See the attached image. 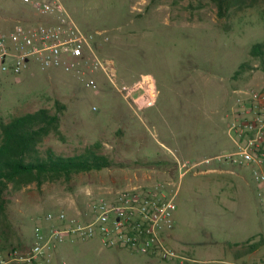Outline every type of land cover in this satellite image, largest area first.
<instances>
[{
  "label": "rangeland",
  "instance_id": "rangeland-1",
  "mask_svg": "<svg viewBox=\"0 0 264 264\" xmlns=\"http://www.w3.org/2000/svg\"><path fill=\"white\" fill-rule=\"evenodd\" d=\"M61 2L80 29L100 33L98 55L114 64L118 88L103 71L93 74L98 88L91 89L75 73L42 70L36 63L20 75L0 70V122L42 108L59 111L62 139L52 135L45 147L72 156L100 143L103 154L128 168L10 191V242L29 248L49 211L79 216L97 198L111 199L133 188L162 190L176 203L170 247L195 255L198 264H264V210L257 185L249 176L195 174L206 165L180 177L176 164L221 155L233 134L228 126L237 109L233 90L264 91V64L250 56L255 43H264V5L220 19L209 0ZM28 15L36 13L23 0H0V30L26 24ZM243 63L246 67L236 74ZM148 77L156 99L139 108L125 99L120 86ZM166 162L172 164L152 166ZM212 164L222 162L215 158ZM246 226L255 232L251 243L260 244L257 250L242 241ZM63 263L171 264L129 248L107 247L99 238L67 240L50 262Z\"/></svg>",
  "mask_w": 264,
  "mask_h": 264
},
{
  "label": "built area",
  "instance_id": "built-area-1",
  "mask_svg": "<svg viewBox=\"0 0 264 264\" xmlns=\"http://www.w3.org/2000/svg\"><path fill=\"white\" fill-rule=\"evenodd\" d=\"M35 19L17 22L11 30H0V70L20 75L36 63L42 70L53 68L75 73L97 89L93 74L103 71L118 88L116 68L98 55V34L85 32L75 23L61 0H23ZM120 92L133 105L143 108L155 102V84L144 78ZM237 109L229 128L237 138L233 152L195 163L177 162L180 173L210 166L216 158L234 166L252 167V179L264 210V91H238ZM94 110H96L94 108ZM176 203L165 191L128 189L111 199L92 200L79 216L49 211L34 230V242L24 251L0 254V264H50L67 240L99 238L107 247L129 248L173 264H197L190 255L168 246L166 233L174 228ZM67 264V263H63Z\"/></svg>",
  "mask_w": 264,
  "mask_h": 264
},
{
  "label": "trees",
  "instance_id": "trees-1",
  "mask_svg": "<svg viewBox=\"0 0 264 264\" xmlns=\"http://www.w3.org/2000/svg\"><path fill=\"white\" fill-rule=\"evenodd\" d=\"M217 9L220 19L227 17L231 11H244L264 5V0H209ZM250 56L264 64V43H255ZM246 63L241 64V70ZM58 104V109H64ZM60 112L52 113L47 108L39 109L0 122V254L10 251H24L22 245L10 242L11 225L8 217V193L19 191L31 184L37 187L49 180H71L74 175L101 171L112 167L128 168L126 164L115 163L101 152V144L95 143L81 153L72 156L57 154L45 141L54 135L62 139ZM172 163H155L152 166L166 167ZM251 251L260 244L248 242ZM238 246V244L236 245ZM198 264V263H197Z\"/></svg>",
  "mask_w": 264,
  "mask_h": 264
},
{
  "label": "crops",
  "instance_id": "crops-1",
  "mask_svg": "<svg viewBox=\"0 0 264 264\" xmlns=\"http://www.w3.org/2000/svg\"><path fill=\"white\" fill-rule=\"evenodd\" d=\"M27 17L26 19H35L34 16H31V15H28V16H25ZM237 90H233V93L237 95ZM230 122H228V126H229ZM231 137V136H230ZM225 149H223V153L222 154H225V153H230V152H233L235 149H236V145H237V138L232 134V137L229 138L228 142L226 143L225 142ZM187 156H189V154L187 153L186 154ZM213 156H207L205 158H202L199 160L196 159V158H193L192 160L194 161H202L204 159H207V158H212ZM170 160V159H169ZM177 164V162H176ZM213 164H211L210 166H207L206 169L198 172L196 171L195 174H210V173H217V174H231V175H236V176H239V177H243V178H246L247 176H249L250 180L253 182V179H252V167L249 166V165H242V166H234V165H231L230 163H225V162H222V164H219L217 166H212ZM227 166H229L230 168H228ZM168 175L167 173H165V171L162 172V175ZM185 175L184 174H181L180 173V177H183ZM248 178V177H247ZM247 206H248V203H247ZM244 230L246 231L245 234H246V238L242 239L243 242H250L252 238L255 237V232L252 231L251 233H249V227L246 226L244 227ZM173 236H174V233H173V230L166 233L165 236H164V240L166 242V244L169 246V241L171 239H173ZM152 259H160L159 257L157 256H153V255H149ZM191 257L194 258L198 263H201L199 259H197L195 257V255H192L191 254ZM161 260V259H160ZM173 264V263H171Z\"/></svg>",
  "mask_w": 264,
  "mask_h": 264
}]
</instances>
